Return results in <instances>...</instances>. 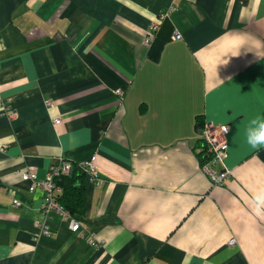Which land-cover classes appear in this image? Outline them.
Returning a JSON list of instances; mask_svg holds the SVG:
<instances>
[{
	"label": "crops",
	"instance_id": "0c3cea01",
	"mask_svg": "<svg viewBox=\"0 0 264 264\" xmlns=\"http://www.w3.org/2000/svg\"><path fill=\"white\" fill-rule=\"evenodd\" d=\"M257 116L264 0H0V264H264ZM208 122L230 128L221 184ZM64 158L99 170L82 231L22 179Z\"/></svg>",
	"mask_w": 264,
	"mask_h": 264
},
{
	"label": "built area",
	"instance_id": "2783aa9c",
	"mask_svg": "<svg viewBox=\"0 0 264 264\" xmlns=\"http://www.w3.org/2000/svg\"><path fill=\"white\" fill-rule=\"evenodd\" d=\"M164 17V14L162 15ZM158 24L154 23L152 25V30H156ZM147 42L153 36L152 33L148 34ZM179 38L180 34H176ZM119 96L123 95L121 90H117ZM48 105H52V101H48ZM9 115L13 117L16 112L13 110L8 111ZM61 121L60 117H54V123L58 124ZM229 126L226 124L216 125L212 122L205 123L199 128V137L201 140V152L202 160L201 166L203 171L210 177L214 184H221L223 181L231 174V170L225 165V158L228 154V141L227 135L229 131L225 132L224 129ZM75 165L81 168L85 173H87L97 184L101 183V179L98 176L99 170L97 165L93 161H86L84 163L74 162L71 159L64 158L62 164L56 168L51 169L46 176L40 177L38 172L35 170H28L23 172L22 179L30 182L29 189L35 191L40 188L44 190L43 197V208L46 215H49L55 210H59L66 214V210L60 204L59 198L62 195L63 189L56 184V178L62 175H68L72 172ZM16 204H21V202H16ZM70 217L71 227L73 230H83L82 223L75 218ZM43 224V234H49V226L46 223ZM235 239L231 238L230 243H234Z\"/></svg>",
	"mask_w": 264,
	"mask_h": 264
},
{
	"label": "trees",
	"instance_id": "16d2710c",
	"mask_svg": "<svg viewBox=\"0 0 264 264\" xmlns=\"http://www.w3.org/2000/svg\"><path fill=\"white\" fill-rule=\"evenodd\" d=\"M201 126L202 124L199 125V128ZM202 154L203 152L199 153L201 160ZM79 170V167L75 165L70 174L62 175L55 180L56 184L63 189L62 195L59 198L60 204L78 221L85 219L84 213L86 205L84 183L86 173L81 170L78 172Z\"/></svg>",
	"mask_w": 264,
	"mask_h": 264
},
{
	"label": "clouds",
	"instance_id": "9594fccd",
	"mask_svg": "<svg viewBox=\"0 0 264 264\" xmlns=\"http://www.w3.org/2000/svg\"><path fill=\"white\" fill-rule=\"evenodd\" d=\"M224 131L227 132L229 129L225 127ZM246 142L253 149L264 147V116H257L249 122ZM253 200L257 211L264 209V190L255 193Z\"/></svg>",
	"mask_w": 264,
	"mask_h": 264
}]
</instances>
